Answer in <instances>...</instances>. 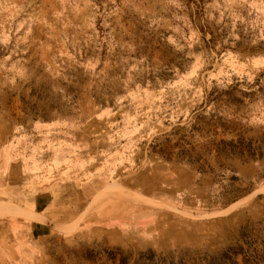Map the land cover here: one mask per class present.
Instances as JSON below:
<instances>
[{"label": "rangeland", "instance_id": "374dc122", "mask_svg": "<svg viewBox=\"0 0 264 264\" xmlns=\"http://www.w3.org/2000/svg\"><path fill=\"white\" fill-rule=\"evenodd\" d=\"M7 144L48 171L89 165L64 189L75 217L12 239L11 264H118L117 249L134 264L148 248L195 264L247 224L261 248L264 0H0ZM103 186L126 198L90 207Z\"/></svg>", "mask_w": 264, "mask_h": 264}, {"label": "crops", "instance_id": "0c3cea01", "mask_svg": "<svg viewBox=\"0 0 264 264\" xmlns=\"http://www.w3.org/2000/svg\"><path fill=\"white\" fill-rule=\"evenodd\" d=\"M16 149L9 144L0 147V201L15 204L30 216L0 217V264H11L8 260L17 257L15 252L7 251L12 239L16 241V245H21L23 238L41 230L44 224L50 223L54 215L61 212L67 215L68 220L75 217L76 209L75 207L71 209V204H74L75 200L65 197L64 189L76 183L72 178V171L81 174L80 172L86 169L85 166H89L87 163L80 165V160L76 162L77 164L73 162L62 164L61 169L68 167L65 173L61 171L60 165L48 171L43 165L44 160L39 159L42 156L35 155L34 160L37 159L35 164H32L31 160L23 162L21 152L16 153ZM79 177L78 175V179ZM83 180L85 181L82 185L86 186L88 184L86 174L80 178V181ZM107 186L96 191L89 202L90 207ZM65 224L58 225L62 227Z\"/></svg>", "mask_w": 264, "mask_h": 264}, {"label": "trees", "instance_id": "16d2710c", "mask_svg": "<svg viewBox=\"0 0 264 264\" xmlns=\"http://www.w3.org/2000/svg\"><path fill=\"white\" fill-rule=\"evenodd\" d=\"M233 146V150H230L231 153L241 155L244 152V146L240 148ZM248 153L254 155V149L250 146H248ZM263 153L264 150L260 152L261 155ZM253 231L254 228L248 224L242 226L235 244L227 246L218 256H201L195 264H235L238 256L241 257L243 264H264V240H261V248L256 247L258 238L253 237ZM109 253L111 259L114 260L117 253H120L118 264H127L129 256L123 254L120 249ZM134 264H186V262L182 257H178L176 260L173 255L157 254L154 250L148 248L138 253Z\"/></svg>", "mask_w": 264, "mask_h": 264}, {"label": "bare ground", "instance_id": "6f19581e", "mask_svg": "<svg viewBox=\"0 0 264 264\" xmlns=\"http://www.w3.org/2000/svg\"><path fill=\"white\" fill-rule=\"evenodd\" d=\"M125 199L126 197L125 196H120V194L116 193L115 196H111V195H108L106 193V191L102 194V196H99L97 199H96V203L94 204V208L95 207H98L102 204V201L103 200H106V199ZM17 216L19 215V209L16 207V205L14 204H11V203H7V204H2L0 203V217H6V216Z\"/></svg>", "mask_w": 264, "mask_h": 264}]
</instances>
